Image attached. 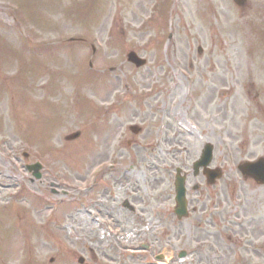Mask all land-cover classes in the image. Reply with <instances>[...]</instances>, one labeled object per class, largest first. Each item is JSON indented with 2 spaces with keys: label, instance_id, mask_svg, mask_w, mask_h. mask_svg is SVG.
Returning a JSON list of instances; mask_svg holds the SVG:
<instances>
[{
  "label": "rangeland",
  "instance_id": "374dc122",
  "mask_svg": "<svg viewBox=\"0 0 264 264\" xmlns=\"http://www.w3.org/2000/svg\"><path fill=\"white\" fill-rule=\"evenodd\" d=\"M130 50L147 64L129 63ZM191 76L200 102L193 118L204 122L189 135L178 129L194 100L184 92ZM226 90L230 103L218 100ZM261 117L264 0H0V264H145L163 248L165 264L264 263V185L237 170L250 137L264 155ZM75 131L79 138L64 139ZM209 133L211 166L222 170L215 183L191 169ZM106 158L132 171L92 194L105 198L114 187L101 214L81 180ZM35 161L39 179L26 169ZM182 164L189 215L176 219L174 166ZM125 198L137 214L121 207ZM150 241L149 254L140 243Z\"/></svg>",
  "mask_w": 264,
  "mask_h": 264
},
{
  "label": "water",
  "instance_id": "95a60500",
  "mask_svg": "<svg viewBox=\"0 0 264 264\" xmlns=\"http://www.w3.org/2000/svg\"><path fill=\"white\" fill-rule=\"evenodd\" d=\"M128 59L133 61L134 63H136L137 65H141L144 63V60L138 58L136 56V54L134 52H130L128 54ZM78 132H75L69 136H67L66 138L71 139V138H75L78 136ZM207 152H209V148H207ZM207 160L206 158L202 159V163L205 164ZM199 164H196V166H198ZM33 168H35L34 166H32ZM262 167L264 168V162L261 161V167L258 164H252L250 167L244 166L243 170H246L249 174L253 175L259 182H264V169H262ZM216 175V173L213 174V177ZM36 176L39 177V173H36ZM175 186H176V201L178 203V207L176 208V212L179 216H182L183 214H185V205H186V201H185V189L183 186V178L180 177L176 179L175 182ZM82 261V259L80 260Z\"/></svg>",
  "mask_w": 264,
  "mask_h": 264
}]
</instances>
